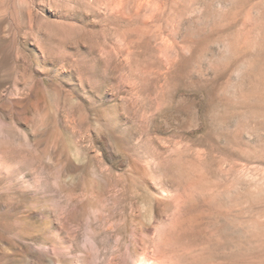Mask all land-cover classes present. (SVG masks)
Instances as JSON below:
<instances>
[{
	"label": "rangeland",
	"instance_id": "1",
	"mask_svg": "<svg viewBox=\"0 0 264 264\" xmlns=\"http://www.w3.org/2000/svg\"><path fill=\"white\" fill-rule=\"evenodd\" d=\"M0 264H264V0H0Z\"/></svg>",
	"mask_w": 264,
	"mask_h": 264
},
{
	"label": "bare ground",
	"instance_id": "2",
	"mask_svg": "<svg viewBox=\"0 0 264 264\" xmlns=\"http://www.w3.org/2000/svg\"><path fill=\"white\" fill-rule=\"evenodd\" d=\"M247 3V2H246Z\"/></svg>",
	"mask_w": 264,
	"mask_h": 264
}]
</instances>
